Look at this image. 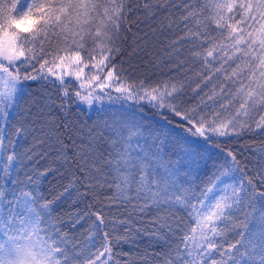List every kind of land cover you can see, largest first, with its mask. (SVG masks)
Masks as SVG:
<instances>
[{
	"label": "snow or ice",
	"instance_id": "snow-or-ice-1",
	"mask_svg": "<svg viewBox=\"0 0 264 264\" xmlns=\"http://www.w3.org/2000/svg\"><path fill=\"white\" fill-rule=\"evenodd\" d=\"M129 35L154 44L153 79L116 62ZM38 80L53 91L22 107ZM132 105L175 127L162 138ZM244 135H264V0H0V264H264V140L203 171ZM141 235L160 251L122 249Z\"/></svg>",
	"mask_w": 264,
	"mask_h": 264
},
{
	"label": "trees",
	"instance_id": "trees-1",
	"mask_svg": "<svg viewBox=\"0 0 264 264\" xmlns=\"http://www.w3.org/2000/svg\"><path fill=\"white\" fill-rule=\"evenodd\" d=\"M147 29H145L146 31ZM133 33L137 31L135 27L132 29ZM135 49V50H134ZM155 46L152 42L149 43V46L146 50L137 49L136 46L132 43V36L129 35L128 41L125 42L123 46V51L119 56L116 58V62L120 63L123 61L124 67H128L129 65L137 67V75L142 78H147L149 80L154 78L155 69L153 68L150 59L151 54L154 52ZM88 71L87 69L85 70ZM76 86V82H73L72 87ZM25 90L26 95L24 100L21 102L22 107H27L31 104V102L36 99L38 101H42L46 93L52 92L53 89L50 84L46 83L45 81L38 80V81H27L25 83ZM99 106V105H97ZM104 106L108 107L107 100L104 101ZM82 109L85 107L84 105L80 106ZM115 107H119L117 104ZM129 111H133L136 113L137 119L141 120L146 126H150L153 129H156L160 134L168 133L171 129L175 127V120L178 118H173L171 115L162 116L158 114L155 110L147 105H143L142 107H137L132 105L128 108ZM76 109H73L75 112ZM90 115H94V113H89ZM73 118H76L73 116ZM173 121L172 124H169L168 121ZM169 145L167 147L168 152L172 153L171 159L176 160L177 155L180 154L181 145L180 144H173L172 143V136L168 137ZM261 140H264V135H244L241 137H230V138H220V148H216L214 146L210 147L209 152L206 156V167L203 169L204 173H210L213 170V165L218 164L223 159V153L221 149H233L239 151L240 147L244 144H251L253 141L259 143ZM27 147V145H25ZM27 168H39L43 169L47 167L51 163V159L49 160H40L34 159L31 162H26ZM56 167V165H53ZM206 178L202 176V179ZM66 177L61 178L56 176L55 174L49 175L46 179L43 180L41 184V190L46 197L49 199L55 195L57 191L60 190L61 185L66 182ZM75 195V194H73ZM71 200L67 197L62 199L56 205L57 213L63 212L69 208ZM92 203V198L87 197L82 200L76 207L83 213L86 210V206ZM100 205H94L95 209H98ZM104 212L108 213L109 216L111 215H120L116 208L108 209L105 208ZM95 219L94 216H90L85 218V220L77 226V228L72 233L78 239H84L87 236V229L92 221ZM138 227L143 229L144 227H150L146 222L144 224H138ZM83 233V235H81ZM152 247H149V246ZM139 248L141 251L149 250V251H160V245L157 242L147 236L141 235L138 236L135 244H123L122 249L124 251H136Z\"/></svg>",
	"mask_w": 264,
	"mask_h": 264
},
{
	"label": "rangeland",
	"instance_id": "rangeland-1",
	"mask_svg": "<svg viewBox=\"0 0 264 264\" xmlns=\"http://www.w3.org/2000/svg\"><path fill=\"white\" fill-rule=\"evenodd\" d=\"M137 118V117H136ZM139 120V119H138Z\"/></svg>",
	"mask_w": 264,
	"mask_h": 264
}]
</instances>
